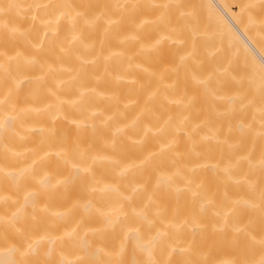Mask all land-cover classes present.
Masks as SVG:
<instances>
[{
    "label": "bare ground",
    "instance_id": "bare-ground-1",
    "mask_svg": "<svg viewBox=\"0 0 264 264\" xmlns=\"http://www.w3.org/2000/svg\"><path fill=\"white\" fill-rule=\"evenodd\" d=\"M0 264H264V0H0Z\"/></svg>",
    "mask_w": 264,
    "mask_h": 264
}]
</instances>
